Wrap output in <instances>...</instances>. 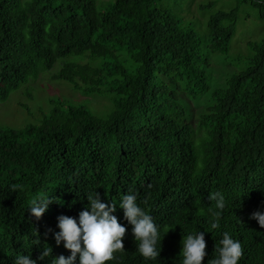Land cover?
Instances as JSON below:
<instances>
[{"label": "trees", "instance_id": "trees-1", "mask_svg": "<svg viewBox=\"0 0 264 264\" xmlns=\"http://www.w3.org/2000/svg\"><path fill=\"white\" fill-rule=\"evenodd\" d=\"M155 1L0 0V101L56 61L51 80L109 101L95 111L46 96L34 122L0 125V264L67 257L53 238L57 217H76L95 191L105 203L135 194L158 229L159 255L146 260L117 205L124 249L105 264H181L182 236L197 231L202 264L225 231L240 242L238 264H264V227L250 216L264 211V35L247 41L242 67L218 85L207 71L213 53L231 55L240 4L250 1L264 20V0L212 12L204 41ZM209 192L225 198L217 229ZM37 194L53 198L38 219L27 210ZM41 247L52 249L44 260Z\"/></svg>", "mask_w": 264, "mask_h": 264}, {"label": "clouds", "instance_id": "clouds-1", "mask_svg": "<svg viewBox=\"0 0 264 264\" xmlns=\"http://www.w3.org/2000/svg\"><path fill=\"white\" fill-rule=\"evenodd\" d=\"M11 190H19V186L10 185ZM87 205L80 210L76 217L59 215L57 217L58 231L53 232L57 245L63 242L64 248L70 254L53 256L50 264H105L113 258V254L124 249L122 237L125 235V226L118 222L114 212L117 205L123 210V218L132 226L131 232L136 242V250L147 259H155L159 255L157 249L158 229L151 216L137 203L135 194L126 192L121 195L119 202H102L98 192H88ZM207 199L214 202L213 211H209L213 219L211 229L218 228L220 210L225 207V198L220 192H209ZM53 198L48 195L37 194L27 208L31 216L39 218L47 209ZM261 227H264V211H254L250 214ZM221 239L215 242L216 256L207 261V264H238L241 256V245L228 232L221 233ZM39 242V237L36 238ZM181 264H202L206 255L204 232H189L181 240ZM37 259L49 257L51 247H41ZM13 264H37L36 259L29 255H17Z\"/></svg>", "mask_w": 264, "mask_h": 264}, {"label": "rangeland", "instance_id": "rangeland-1", "mask_svg": "<svg viewBox=\"0 0 264 264\" xmlns=\"http://www.w3.org/2000/svg\"><path fill=\"white\" fill-rule=\"evenodd\" d=\"M106 1L110 0H98L97 3L99 6L105 7ZM210 1L215 2L212 8L200 9L201 4ZM154 5L158 8L168 7L176 10L184 21L193 25V28L202 36L204 41L209 15L217 9L230 10L237 5V0H178L177 2L176 0H157ZM263 35L264 20L259 17L257 7H254L250 1L242 2L236 22V32L230 42L231 55L225 61L217 53H213L209 57L207 71L211 85H218L219 79H225L229 74L238 71L242 67V62L239 60L242 57L240 53L245 54L248 50L247 41L260 40ZM83 59L84 57L80 61ZM227 61L228 63H226ZM60 65V62L56 61L51 68L52 70L44 71L43 73L46 74H39L35 80L22 83L9 94L6 100L0 101V125L20 128L27 123L34 122L39 116V109L42 106L44 109L47 107L48 102L44 99L46 96H60L72 102H84L95 111H101L109 104V101L104 97L86 96L75 91L64 81L51 80V72L57 71ZM29 83L34 88L30 89ZM25 103L29 110H26Z\"/></svg>", "mask_w": 264, "mask_h": 264}]
</instances>
